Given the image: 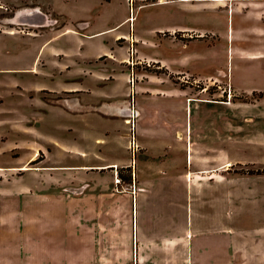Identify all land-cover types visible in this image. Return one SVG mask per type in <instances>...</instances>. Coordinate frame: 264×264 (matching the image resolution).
<instances>
[{"label":"rangeland","instance_id":"rangeland-1","mask_svg":"<svg viewBox=\"0 0 264 264\" xmlns=\"http://www.w3.org/2000/svg\"><path fill=\"white\" fill-rule=\"evenodd\" d=\"M152 1L0 0V264H123L142 177L170 217L199 157L264 168V40L237 35L253 19Z\"/></svg>","mask_w":264,"mask_h":264},{"label":"crops","instance_id":"crops-1","mask_svg":"<svg viewBox=\"0 0 264 264\" xmlns=\"http://www.w3.org/2000/svg\"><path fill=\"white\" fill-rule=\"evenodd\" d=\"M167 1L174 3V0L152 2ZM176 2L190 4V0ZM235 2L243 14L253 19L244 29L238 30V37H263L264 40V35H259L264 32V0H206L205 5L217 7L225 3L230 12L234 11ZM227 25L230 26L229 19ZM177 30L179 27H172L171 32ZM184 36L190 37V33ZM223 138L220 141H228L226 136ZM229 157L236 159L222 150L212 157L213 162L203 155L195 168L178 172L169 222L170 217L165 215V198L161 199L162 203L157 198L154 202L149 193L142 191L160 182L149 177L139 180L143 185L135 197L139 210L136 208L134 221L132 213L130 216V256L123 259V264H264V209L263 215L257 210L261 201L264 205V194L260 196L255 188L257 183L264 187V173H243L234 177L228 171ZM179 187L185 189V196ZM179 195L182 196L180 200ZM129 199L131 201V196ZM168 227L171 235L165 236L163 231ZM132 242L136 251L134 257L131 256ZM61 264L116 263L111 258L84 259L66 255Z\"/></svg>","mask_w":264,"mask_h":264},{"label":"trees","instance_id":"trees-1","mask_svg":"<svg viewBox=\"0 0 264 264\" xmlns=\"http://www.w3.org/2000/svg\"><path fill=\"white\" fill-rule=\"evenodd\" d=\"M162 72L167 73L169 76L172 77L171 73L167 72V69L161 68ZM249 173H264V168L263 169H248ZM123 176V175H122Z\"/></svg>","mask_w":264,"mask_h":264},{"label":"water","instance_id":"water-1","mask_svg":"<svg viewBox=\"0 0 264 264\" xmlns=\"http://www.w3.org/2000/svg\"><path fill=\"white\" fill-rule=\"evenodd\" d=\"M32 14H33V15H36V14L38 15V14H40V12L36 11L35 13H28L27 16H30V15H32Z\"/></svg>","mask_w":264,"mask_h":264},{"label":"built area","instance_id":"built-area-1","mask_svg":"<svg viewBox=\"0 0 264 264\" xmlns=\"http://www.w3.org/2000/svg\"><path fill=\"white\" fill-rule=\"evenodd\" d=\"M116 182H119L120 181V178L118 176H116Z\"/></svg>","mask_w":264,"mask_h":264},{"label":"bare ground","instance_id":"bare-ground-1","mask_svg":"<svg viewBox=\"0 0 264 264\" xmlns=\"http://www.w3.org/2000/svg\"><path fill=\"white\" fill-rule=\"evenodd\" d=\"M35 11H38V12H39V10H38V9H36ZM28 12H29V11H28ZM26 13H27V12H26ZM45 13H46V12H45ZM40 14H41V13H40ZM40 14H39V15H40ZM26 16H27V15H26ZM48 21H49V20H48ZM126 109H127V108H126ZM127 121H128V120H127Z\"/></svg>","mask_w":264,"mask_h":264}]
</instances>
